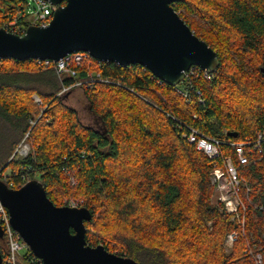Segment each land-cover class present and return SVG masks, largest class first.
<instances>
[{
	"label": "trees",
	"instance_id": "1",
	"mask_svg": "<svg viewBox=\"0 0 264 264\" xmlns=\"http://www.w3.org/2000/svg\"><path fill=\"white\" fill-rule=\"evenodd\" d=\"M173 6L219 61L210 79L203 71L193 78L189 102L176 91L181 83L166 84L136 63L102 61L98 67L88 55L71 66L73 77L37 59H0V180L18 188L38 175L55 205L82 199L80 207L92 212L84 222L86 243L102 244L137 264H254L241 235L229 253L223 247L225 233L236 224L210 200L209 175L220 159H208L183 133L193 126L238 141L253 139L264 126V0H179ZM25 10V0H0V27L15 33L27 27ZM87 67L137 94L102 82L77 86L97 128L82 125L59 94L62 86L84 78ZM196 90L204 104L197 102ZM25 134L30 153L17 160L13 153ZM222 151L232 153L227 146ZM239 172L253 187L262 186L264 159ZM257 201L264 204V195ZM262 218L249 207L245 231L261 247L264 264ZM0 252L4 257V238ZM30 257L19 264H32Z\"/></svg>",
	"mask_w": 264,
	"mask_h": 264
},
{
	"label": "water",
	"instance_id": "2",
	"mask_svg": "<svg viewBox=\"0 0 264 264\" xmlns=\"http://www.w3.org/2000/svg\"><path fill=\"white\" fill-rule=\"evenodd\" d=\"M55 9L48 25H28L22 34L0 27V59L57 61L73 52L121 66L136 63L166 84L182 82L192 66L213 73L217 53L180 17L179 0H48ZM236 137L237 132H228ZM0 203L10 224L43 264H137L86 243L85 207L55 205L40 181L18 188L0 180ZM3 230L0 226V238ZM0 252V264H2Z\"/></svg>",
	"mask_w": 264,
	"mask_h": 264
},
{
	"label": "built area",
	"instance_id": "3",
	"mask_svg": "<svg viewBox=\"0 0 264 264\" xmlns=\"http://www.w3.org/2000/svg\"><path fill=\"white\" fill-rule=\"evenodd\" d=\"M25 3V11L30 21L29 25L46 26L49 24L56 7L55 5L48 0H25ZM13 24H15L14 21L11 22V25ZM25 29L26 27H17V33L22 34ZM87 58L88 54L85 52H73L57 61L37 59V62L43 67L52 64L57 73H67L76 77V71L71 66H80ZM96 61L97 66H101L102 61L97 59ZM200 71H203V77L205 79L211 78L212 73H207L197 66H192L185 74L181 86L176 87V91L182 95L186 102L192 99V81L193 78L199 76ZM94 82L116 85L136 94L133 88L123 84L120 80L104 77L99 71L93 72L88 67L85 77L76 80L69 87H77L82 84L90 87ZM195 96L198 103L204 104V98L199 90L195 91ZM33 98L36 103H40L38 96L34 95ZM31 123H33V120H31ZM183 136L189 143L195 146L196 150L202 152L208 159L213 161L220 159V164L214 165L209 175V181L212 186L210 200L214 207L228 216L229 222L236 224L235 229L225 233L223 239L225 252L229 253L232 250L234 243L241 235L245 240L244 252L253 258L254 264H263L261 247L256 241H253L252 237L246 235L245 229L247 225V211L249 207H252L263 214L261 221V239H264V204L257 201L260 194L264 195V184L253 187L247 177L240 174L239 169L264 159V126L256 133L253 139L247 138L238 141L208 136L193 126H186V131H184ZM27 137L28 134H25L22 142L13 153L17 160L26 157L30 153V146L26 141ZM223 146L229 147L232 153L223 155ZM233 156H235V160ZM62 170L65 171V168H62ZM21 177H25V174H22ZM262 180L264 183V177ZM254 191L256 192V198L252 196ZM68 206L80 207V204L71 201L68 203ZM208 224L210 225L211 222H208ZM0 226L3 230L2 238L6 241V254L2 257L3 263L19 264L21 257L24 255L28 256L31 253L33 257H30L29 261L32 264L35 263V260L39 262L38 264H43L42 260L32 253L29 246L22 240L17 231L12 228L8 211L1 203Z\"/></svg>",
	"mask_w": 264,
	"mask_h": 264
},
{
	"label": "rangeland",
	"instance_id": "4",
	"mask_svg": "<svg viewBox=\"0 0 264 264\" xmlns=\"http://www.w3.org/2000/svg\"><path fill=\"white\" fill-rule=\"evenodd\" d=\"M67 87L62 86V90L59 93L62 96L61 102L65 106L75 109L77 111L78 118L82 125H86V126L90 125L95 128L99 127L100 124L96 119L97 117L88 108V101L84 97L83 90L80 87H72V86L71 87L67 86ZM126 168L127 167H124L123 170ZM9 172L10 171L7 170L5 174H8ZM35 177H36L35 179L38 180V175H36ZM76 199H70V200L64 199L62 205H68V203L71 201H75L78 204L83 203L82 199L79 198Z\"/></svg>",
	"mask_w": 264,
	"mask_h": 264
}]
</instances>
